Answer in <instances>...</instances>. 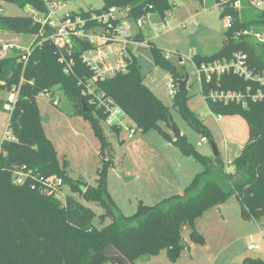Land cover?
<instances>
[{
  "label": "trees",
  "instance_id": "1",
  "mask_svg": "<svg viewBox=\"0 0 264 264\" xmlns=\"http://www.w3.org/2000/svg\"><path fill=\"white\" fill-rule=\"evenodd\" d=\"M0 1L22 8L29 6L40 14L46 11L43 0ZM102 1L100 8L79 13H101L115 6L127 10L134 19L150 13L158 20H165L172 6L169 0ZM233 1L216 0L220 18H231V24L222 32L220 48L210 55L193 54L192 61L198 66L213 61L228 62L237 54H246L248 68L261 73L264 43L254 42L248 32L254 27H264V11L251 6L248 0H242L244 5L240 7H235ZM110 21L113 26L120 24V18ZM0 31L37 36L26 60L17 49L0 56V89L17 91L16 102L9 111L10 136L0 142V264H137L138 258L162 250L169 260L175 261L188 245H180L183 228L189 227L188 237L192 242L204 245L205 238L195 228L194 220L232 196L239 201L242 219H264V100L249 101L242 107L236 102H212L207 97L210 90L245 91L264 85L232 71L213 75L208 81L202 79L201 89L213 112L221 115L225 111H238L245 119L247 142L225 166L218 150L216 156L201 155L180 135L173 142L181 153L202 162L206 168L192 177L182 193L152 205L139 200L135 212L124 216L118 213L106 187L111 160L103 155L108 143L98 119H107L109 100V106L119 108L142 132L157 128L158 122L167 119L169 113V107L145 85L135 56L126 71L101 78L81 59L82 52L91 46L86 39L74 40L71 47H58L49 37L53 31L28 15H0ZM133 40L144 41L141 30L134 34ZM150 48L156 65L166 68L174 79L184 77L158 48L153 45ZM68 62H71L70 70L66 72ZM54 87L63 90L69 98L74 114L90 120L100 141L103 158L94 186L68 174V161L59 162L43 131L36 97ZM171 97L172 105L194 127L201 128L200 120L185 107V91L175 88ZM2 103L0 100V107ZM93 111L97 117L92 115ZM110 126L118 134L120 128L115 124ZM56 178L61 179V184H54ZM63 184L98 204L104 211L100 218L109 215L112 220L97 227L92 208L74 195L59 197ZM242 264H264V260L246 257Z\"/></svg>",
  "mask_w": 264,
  "mask_h": 264
},
{
  "label": "rangeland",
  "instance_id": "2",
  "mask_svg": "<svg viewBox=\"0 0 264 264\" xmlns=\"http://www.w3.org/2000/svg\"><path fill=\"white\" fill-rule=\"evenodd\" d=\"M59 1L66 13L94 10L103 5L102 0ZM169 1L172 6L166 13L165 21L145 23L142 28H138L136 19L130 17L127 10L119 8L116 11V14L126 13L120 15L122 26L129 27L131 35L138 29L141 30L144 41H132L129 48L136 58L145 85L169 107L167 119L160 120L157 128L146 132L136 128L130 117L122 113L108 116L109 123L116 122L121 117L122 126L118 127V134L111 129V124L107 125V119H98L108 143L103 149V155L105 159L111 160L106 172V187L116 203L118 213L124 216L135 212L139 200L152 205L170 194L182 193L192 177L206 168L202 162L181 153L173 142L177 139L174 130L204 156H212V142L220 152L225 166L227 160L231 161L238 155L248 140L247 122L238 111L222 112L218 119L217 113L210 109L201 89L196 65L192 61L193 54L210 55L220 48L227 19L220 18L216 0ZM256 8L264 11L263 6ZM0 9V15L37 17V12L29 6L22 8L0 1ZM160 24L163 27H159ZM254 28L248 32L249 36L258 44L264 43V27ZM36 40L37 36L0 31V56L11 49L29 54ZM151 45L159 49L179 75L187 76L185 107L200 120L201 128L194 127L172 105V89L169 85L177 88V79L166 68L155 64ZM51 92V97L43 93L36 97L40 116L45 117L43 131L54 146L59 162L68 161V174L94 186L103 158L100 141L92 130L90 120L84 115L73 113L72 104L63 90L54 87ZM9 94L7 89H0V100L6 101ZM52 99L57 103H53ZM92 115L97 117L94 111ZM8 120L9 111L1 105L0 142L10 136ZM126 126L133 131L131 138L128 137L130 130ZM204 135L208 140L198 146L197 143ZM59 192V197L74 195L81 203L92 208L95 212L93 223L97 227L112 220L109 215L104 219L100 218V214L104 213L103 209L73 192L69 185L63 184ZM225 203L227 211L224 208L218 211L219 207L213 206L194 220L195 228L205 238V246L192 242L188 237L189 227H184L182 236L188 245L175 261L169 260L165 250H162L156 255L142 256L136 263L242 264L241 259L246 256L264 260V219H242L239 201L235 196ZM222 213L223 217L220 216ZM252 243L258 247L247 249V245ZM210 254L216 259L213 260Z\"/></svg>",
  "mask_w": 264,
  "mask_h": 264
},
{
  "label": "built area",
  "instance_id": "3",
  "mask_svg": "<svg viewBox=\"0 0 264 264\" xmlns=\"http://www.w3.org/2000/svg\"><path fill=\"white\" fill-rule=\"evenodd\" d=\"M46 6V11L43 13H37L36 19L40 21L42 26H48L53 33L49 36L51 40L58 47H71L74 40L76 39H86L91 45L88 49L84 50L81 55L82 61L89 67L92 68L97 77H107L112 76L118 72H124L127 70L128 65L133 61L134 54L129 48V44L133 40V36L128 32L129 27L125 28L122 26L121 14L126 15V13L116 14L117 7L113 6L108 9V11H103L101 13L91 12L88 15H82L79 12H64L63 5L59 0H43ZM242 0H234L233 5L235 7H240ZM264 1V0H263ZM248 2L255 7H264V2L260 0H248ZM1 10V9H0ZM120 18V24L113 26L110 19ZM227 19V26L231 24L230 16L225 17ZM153 21L162 22L165 20H158L153 14L148 13L145 16L136 19V24L138 28H142L145 23H153ZM93 25V26H92ZM159 27H163L160 24ZM158 27V29H159ZM96 28V29H95ZM99 28L101 30H99ZM140 30V29H138ZM102 31V32H101ZM112 44H116L113 46ZM28 53L22 54V59L26 60ZM247 56L246 54H237L235 58L228 62H208L202 63L196 66V72L199 77V81L202 79L206 81L210 80L213 75L219 76L226 72H234L242 76L244 79H248L264 85V71L261 73H253L247 66ZM71 62H68L65 71L70 70ZM170 89L172 91L175 89V85L170 84ZM44 95L50 96L52 92L46 90L43 92ZM207 97L212 102L239 103L242 107L247 105L249 101L264 100V88H258L252 90L250 87L245 91H224V90H210L207 93ZM17 99V91L11 90L6 101L2 103V107L11 111ZM53 103H57L55 99H52ZM111 101L107 102L106 108L109 115H116L122 113L117 107L109 106ZM220 119L221 115H217ZM110 120L107 117V125H117L122 126L121 117L119 120L113 123H109ZM128 128L127 126L125 127ZM129 129V128H128ZM130 130V129H129ZM133 131L130 130L128 137L133 136ZM207 136H203L201 140L197 143L198 146L202 142L207 141ZM227 160V165L229 164ZM52 182V180H51ZM54 184H61V179H54ZM261 232H263L261 230ZM257 244H248L247 249L257 248Z\"/></svg>",
  "mask_w": 264,
  "mask_h": 264
},
{
  "label": "water",
  "instance_id": "4",
  "mask_svg": "<svg viewBox=\"0 0 264 264\" xmlns=\"http://www.w3.org/2000/svg\"><path fill=\"white\" fill-rule=\"evenodd\" d=\"M186 82H187V76H184L183 79H178L177 80V85H178L177 90L184 91L186 89ZM40 119L42 123L45 121V117L40 116ZM174 134H175V138H178L180 136L176 130H174ZM211 146H212V155L216 156L218 154L217 148L212 142H211ZM180 245L185 246L186 242L184 240H180Z\"/></svg>",
  "mask_w": 264,
  "mask_h": 264
},
{
  "label": "crops",
  "instance_id": "5",
  "mask_svg": "<svg viewBox=\"0 0 264 264\" xmlns=\"http://www.w3.org/2000/svg\"><path fill=\"white\" fill-rule=\"evenodd\" d=\"M170 189V188H169ZM168 190V189H167ZM177 193H179V192H177ZM177 193H173V194H177ZM173 194H170V195H173ZM170 195H168V196H170ZM168 196H166V197H168ZM163 198H165V197H163ZM163 198H161V199H163ZM161 199H159V200H161ZM237 199V198H236ZM238 200V199H237ZM218 207H219V209H218V211H220L221 210V208H224L225 209V211H227L228 209L225 207L226 206V203L224 202L223 204H221V205H217ZM239 211H240V209H239ZM239 214H240V212H239ZM220 216H224L223 215V213H222V215H220ZM240 217H241V215H240ZM242 218V217H241ZM187 244V243H186ZM203 246H205V245H203ZM210 257H212L213 258V260H215L216 259V257L215 256H213L212 254H210ZM246 257H249V256H246ZM246 257H243L242 259H241V263H242V260L244 259V258H246ZM250 258V257H249Z\"/></svg>",
  "mask_w": 264,
  "mask_h": 264
}]
</instances>
